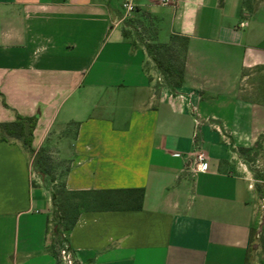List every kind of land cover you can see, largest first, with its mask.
I'll list each match as a JSON object with an SVG mask.
<instances>
[{"label": "crops", "instance_id": "0c3cea01", "mask_svg": "<svg viewBox=\"0 0 264 264\" xmlns=\"http://www.w3.org/2000/svg\"><path fill=\"white\" fill-rule=\"evenodd\" d=\"M124 1L0 0V123L38 114L34 151L0 140V264H60L64 240L80 264H264L251 251L264 223V1L131 0L127 17ZM174 34L189 37L179 87L145 43ZM41 148L67 161L69 192L93 197L65 232ZM125 189L143 191L141 207L99 204L96 192Z\"/></svg>", "mask_w": 264, "mask_h": 264}, {"label": "trees", "instance_id": "16d2710c", "mask_svg": "<svg viewBox=\"0 0 264 264\" xmlns=\"http://www.w3.org/2000/svg\"><path fill=\"white\" fill-rule=\"evenodd\" d=\"M244 6L248 11H253L256 7V4L253 3V0H245ZM150 17V16H149ZM136 31L139 34H143L144 30L136 27ZM124 34L127 36L129 30L127 28L123 29ZM179 41L181 43L179 44ZM146 47L148 52L152 55L154 61L156 62L157 67L162 73L164 80L173 87H179L184 82V74H185V64H186V52L189 43V37L181 34H174L172 36V40L169 43H160L155 40L148 38L145 40ZM178 47H182L183 58L180 64H177L175 60L179 57L176 56L178 51ZM38 119V114L33 116H22L18 115L15 121L9 122H1L0 123V140H10L12 138L19 139L23 143L24 147L29 151H34L32 147L33 140V132L36 127ZM46 149L41 148L37 153L36 158V166L38 170L47 176L48 169L46 168L47 162L45 161ZM57 196V201L62 217V222L64 223L65 228H61L62 232L70 230L75 222L77 221V217L79 214V210L74 214L73 218L70 219L67 214L66 202L69 201V195L74 194L73 192H69L66 189V183L57 188L53 187ZM136 191H141L136 194ZM96 196L100 197L99 204L102 207H108L111 209H120L126 207H141L142 205V197L143 191L138 189H125V190H106L96 192ZM134 195V200L130 203H127L124 200L125 197H129ZM68 220V222H67ZM62 243L60 241L59 245Z\"/></svg>", "mask_w": 264, "mask_h": 264}, {"label": "rangeland", "instance_id": "374dc122", "mask_svg": "<svg viewBox=\"0 0 264 264\" xmlns=\"http://www.w3.org/2000/svg\"><path fill=\"white\" fill-rule=\"evenodd\" d=\"M264 1V0H253L254 4H258L259 2ZM181 41H179V44ZM179 57L175 62L177 64H180L182 62L183 58V51L182 47H178V51L176 53V56ZM45 161L47 162L46 168L48 169V173L46 176V181L47 184L52 186V187H57L60 188V186L64 183L65 177L67 174V167L68 163L66 160L59 159L57 156L51 153H46L45 156ZM264 174V173H263ZM92 194L90 193H85V194H79V193H74L69 195V201L66 202V208H67V214L69 216V222L70 219L73 218L74 214L79 210L81 202H85L87 200H92ZM86 208H93L96 207L95 204L93 203H86L85 204ZM264 209V208H263ZM261 220L264 222V214L261 216ZM68 222V220H67ZM258 225L261 226L263 229L264 223H259ZM61 228H65L64 223H61ZM260 230L259 234H255V241L253 242L252 245V254L253 257L257 260H263L264 259V230Z\"/></svg>", "mask_w": 264, "mask_h": 264}, {"label": "built area", "instance_id": "2783aa9c", "mask_svg": "<svg viewBox=\"0 0 264 264\" xmlns=\"http://www.w3.org/2000/svg\"><path fill=\"white\" fill-rule=\"evenodd\" d=\"M164 3L169 2V0H161ZM123 8L125 10V17L129 16L135 9L136 6L134 2L131 0H126L123 2ZM179 155L180 153H175ZM195 158H196V168L200 171H206L209 168V162L207 159V155L204 150L197 149L195 152ZM59 263L60 264H80L75 250L70 246L68 241L64 240L59 245Z\"/></svg>", "mask_w": 264, "mask_h": 264}]
</instances>
